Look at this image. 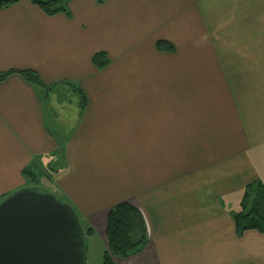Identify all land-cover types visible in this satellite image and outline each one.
<instances>
[{
  "label": "crops",
  "instance_id": "1",
  "mask_svg": "<svg viewBox=\"0 0 264 264\" xmlns=\"http://www.w3.org/2000/svg\"><path fill=\"white\" fill-rule=\"evenodd\" d=\"M67 9L0 6V73L14 71L0 81V201L29 188L23 169L51 165L56 192L93 231L85 262H102L107 214L127 202L148 242L115 264H264V232L237 236L231 217L246 184L264 185V0ZM60 88L70 97L57 101Z\"/></svg>",
  "mask_w": 264,
  "mask_h": 264
},
{
  "label": "water",
  "instance_id": "2",
  "mask_svg": "<svg viewBox=\"0 0 264 264\" xmlns=\"http://www.w3.org/2000/svg\"><path fill=\"white\" fill-rule=\"evenodd\" d=\"M85 230L73 207L37 188L0 201V264H85Z\"/></svg>",
  "mask_w": 264,
  "mask_h": 264
},
{
  "label": "trees",
  "instance_id": "3",
  "mask_svg": "<svg viewBox=\"0 0 264 264\" xmlns=\"http://www.w3.org/2000/svg\"><path fill=\"white\" fill-rule=\"evenodd\" d=\"M16 0H0V6H6ZM37 5L45 14L55 13L68 14V0H30ZM101 0H98L100 2ZM156 47L160 50L171 51L173 46L166 41H157ZM92 62L97 68L106 65L107 59L103 52H97L92 57ZM0 73V81L9 73ZM18 72L27 82L44 87L37 74L32 70H20ZM45 92L51 87H44ZM45 98L47 96L45 95ZM83 102V99L81 100ZM37 161L33 166H36ZM40 168L38 171L46 173V178H50L52 166ZM33 168V167H32ZM30 166L23 169L22 175L35 182L34 169ZM49 169V171H47ZM50 173V174H49ZM35 188V187H33ZM63 199V198H62ZM234 221L235 232L240 236L246 230H257L264 232V185L258 179L246 184L243 188L239 209L231 212ZM85 235L92 234V229L87 228ZM107 250L103 254L100 264H115L114 258H123L139 252L148 242L147 228L141 212L132 204L120 202L109 210L107 214V225L105 231Z\"/></svg>",
  "mask_w": 264,
  "mask_h": 264
},
{
  "label": "rangeland",
  "instance_id": "4",
  "mask_svg": "<svg viewBox=\"0 0 264 264\" xmlns=\"http://www.w3.org/2000/svg\"><path fill=\"white\" fill-rule=\"evenodd\" d=\"M70 93L71 92L69 91V89L68 90H64L63 88H60V89H58V91L57 90L55 91V99L57 101H62L65 98H69L70 97ZM68 122H69V125L71 126L72 125L71 119H69ZM46 168H48V167L46 166ZM47 171H49V169H47ZM33 173L35 175L36 181L33 182L30 179H27L28 180V186H29V188H31V186H32V187H35L37 189L45 190V191H47L49 193H53V194L61 197L59 195V193L56 192V190L54 188V185L50 182L49 178H46L45 177L46 176V173H44L42 171H38L37 169H34V172ZM93 239H96V238L95 237L94 238L87 237V244L89 246L90 252H91L92 249H95L96 248V243H95L96 240H93ZM85 246H86V237H85ZM94 260H97V259H95V257H92L89 254L88 257H87V259H86L85 264H93V263H95Z\"/></svg>",
  "mask_w": 264,
  "mask_h": 264
}]
</instances>
